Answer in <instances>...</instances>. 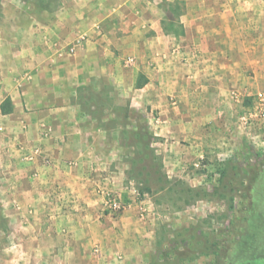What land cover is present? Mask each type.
Instances as JSON below:
<instances>
[{"label": "crops", "instance_id": "crops-1", "mask_svg": "<svg viewBox=\"0 0 264 264\" xmlns=\"http://www.w3.org/2000/svg\"><path fill=\"white\" fill-rule=\"evenodd\" d=\"M80 1L73 0L64 11H24L20 18L5 10L1 18L9 27L0 23V104L9 97L12 111H0L6 127L0 143V200L14 229L11 248L21 247L10 253L13 264H110L108 251L124 254L135 242L129 226L136 222V200L123 185L125 164L113 152L121 141L81 107L79 87L94 78L109 83L118 100L124 95L131 105L144 107L151 121L158 109L159 118L152 122L157 132L170 130L176 142L180 130L194 141L190 136L204 120L200 106L205 97L197 83L207 72L206 58L213 59L218 77L242 69L264 75V0H185V34L179 39L163 31L157 0H122L112 11L118 16L121 9L133 7L131 17L111 30L105 27L101 0H83L81 7ZM17 19L22 23L17 25ZM191 44L201 51V60L175 68L181 58L189 59L178 46ZM131 54L134 62L124 63ZM147 58L157 67L149 68ZM221 62L231 71L221 69ZM140 70L147 81L137 88ZM184 78L190 94L174 86ZM32 146L43 153L27 161ZM56 186L76 196L82 208L55 207L49 199ZM104 186L129 205L117 217L101 211ZM65 226L68 235L60 233ZM51 239L57 247L49 248Z\"/></svg>", "mask_w": 264, "mask_h": 264}, {"label": "rangeland", "instance_id": "rangeland-1", "mask_svg": "<svg viewBox=\"0 0 264 264\" xmlns=\"http://www.w3.org/2000/svg\"><path fill=\"white\" fill-rule=\"evenodd\" d=\"M72 1L0 0V23L9 27V22L5 24L1 19L5 10L20 18L24 11H64L71 7ZM101 2L107 14L104 20L107 30L120 27L124 18L131 17L133 7L121 9L118 16L112 11L120 7L122 0ZM169 2L172 0H157L162 18L171 16ZM80 3V7L84 5L83 0ZM15 22L19 25L22 20ZM178 50L189 59L180 57L175 68H183L184 63L193 66L202 58L195 45H180ZM131 56L124 63L134 62L135 56ZM212 60L206 58L207 72L197 83V91L205 97L200 106L204 120L199 132L190 136L194 141L180 130L175 133L180 136L176 142L169 136L170 130L157 132L153 123L159 118L158 109L153 111L151 121L144 107L131 105L124 95L118 100L113 86L102 84L98 78L79 89L81 107L100 118L110 136L121 141L113 152L118 153L125 164L123 185L136 200L133 204L136 210L132 212L136 222L129 226L135 242L129 244L124 254L108 251L110 264H264V123L249 125L241 119L248 108L253 107L254 98L264 95V75L262 71L256 74L252 69H242L232 71L228 77H218V72L213 71ZM145 63L149 68L157 67L150 58ZM224 65L221 69L226 73L231 71L227 64V68ZM139 74L144 75L141 70ZM143 77L139 79L141 82ZM188 85L185 78L174 84L179 91L190 94ZM189 90L196 91L195 88ZM220 93L225 96L219 97ZM5 136L6 127L0 143ZM42 153L39 146H32L25 159L35 161ZM3 173L0 171V175ZM55 188L49 200L59 210L80 203L72 193L60 186ZM102 190L121 200L122 212L128 208L127 201L116 191L106 186ZM101 208L103 213L113 216L104 210L103 201ZM12 231L0 200V264H13L10 253L21 249L18 246L12 250L9 239ZM69 231L65 226L60 233L68 235ZM54 241L51 239L49 248L57 247ZM95 249L94 245L91 250ZM118 254L122 255L121 260H118ZM27 264L40 263L31 260ZM48 264L62 262L50 261Z\"/></svg>", "mask_w": 264, "mask_h": 264}, {"label": "trees", "instance_id": "trees-1", "mask_svg": "<svg viewBox=\"0 0 264 264\" xmlns=\"http://www.w3.org/2000/svg\"><path fill=\"white\" fill-rule=\"evenodd\" d=\"M171 16H166L162 18L161 25L162 29L167 34H172L175 37H181L185 34L183 23L181 22V16L185 12V0H172L169 2ZM141 75H138V79L136 81V87L139 88L143 86L147 79L143 77L144 80L141 82L139 79ZM82 87H79V89ZM0 111L2 114L10 113L12 111V102L9 97L4 98V100L0 104Z\"/></svg>", "mask_w": 264, "mask_h": 264}, {"label": "built area", "instance_id": "built-area-1", "mask_svg": "<svg viewBox=\"0 0 264 264\" xmlns=\"http://www.w3.org/2000/svg\"><path fill=\"white\" fill-rule=\"evenodd\" d=\"M255 102L253 107L248 108L246 115H243L241 119L252 125L254 122H258V125L264 123V95H258L254 98ZM3 126L0 124V136L3 132ZM38 152V149H35ZM103 208L108 210L113 216H118L123 209V203L121 200L114 194L106 191L103 198Z\"/></svg>", "mask_w": 264, "mask_h": 264}]
</instances>
